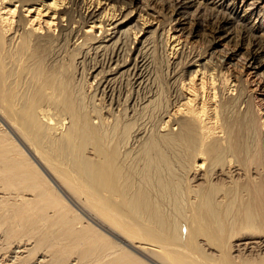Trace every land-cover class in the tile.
<instances>
[{
	"label": "bare ground",
	"instance_id": "1",
	"mask_svg": "<svg viewBox=\"0 0 264 264\" xmlns=\"http://www.w3.org/2000/svg\"><path fill=\"white\" fill-rule=\"evenodd\" d=\"M196 1L264 51V0ZM131 5L0 0V264H264L261 110Z\"/></svg>",
	"mask_w": 264,
	"mask_h": 264
},
{
	"label": "rangeland",
	"instance_id": "2",
	"mask_svg": "<svg viewBox=\"0 0 264 264\" xmlns=\"http://www.w3.org/2000/svg\"><path fill=\"white\" fill-rule=\"evenodd\" d=\"M209 1L211 2L212 0ZM241 1L242 0H240V3ZM246 1L247 0L243 1L244 3L242 2L239 5L242 7ZM250 1L248 3H250ZM196 2L201 3V9H205L206 6L208 7L207 0H197ZM131 4V7L133 10H135L136 14H145V17L149 18L153 24H155V26L160 25L162 29H166L169 22L173 21L171 25L173 27L171 34H173L176 38H181L182 42L187 44L193 51L196 52V50L201 49L206 52L205 57L209 54H212V61L215 63L218 62V58L225 56L227 60L223 65L224 71L237 85H240L244 89L246 95L250 99L253 111L257 112L259 108L261 112L258 116L260 118L264 117V77H262L264 76V66L260 71L258 69H252L249 66L251 65L249 62L253 64L255 62L254 60H258V58H261V56L264 59V51L249 46L247 42L243 40H225L223 33L215 31V26H217L215 21L217 20H207L202 23L200 20V15L198 16V12H195V7H190L180 12H173V9L167 7L163 0H131ZM181 12H186V16L182 17L180 14ZM243 13L244 12L242 9L240 15H243ZM248 13L249 11L247 14ZM251 20L253 23L257 22V26L261 24V21L263 22L261 17L253 16ZM128 26H133V23ZM154 29H156V27L153 28V30ZM61 30H65V28ZM233 31H235V28H233ZM236 31L237 32L234 33L237 34L238 30ZM157 33L154 37L155 39L157 38ZM263 33L264 32L262 31L259 34L263 35ZM156 41L157 39L154 42ZM154 46V48H156L154 49L155 51L153 53L155 57L154 67L156 68L155 77L158 76L159 78L161 76L160 79L165 81L167 75L165 73H169V70H171V68L169 69L167 66L168 53L166 51L165 44H155ZM167 67L168 69H166ZM80 215L83 217L82 214Z\"/></svg>",
	"mask_w": 264,
	"mask_h": 264
}]
</instances>
